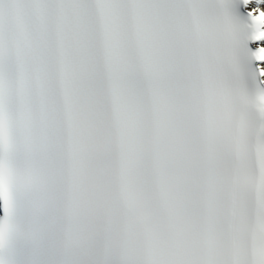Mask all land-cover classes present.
Wrapping results in <instances>:
<instances>
[{
    "label": "snow or ice",
    "instance_id": "1",
    "mask_svg": "<svg viewBox=\"0 0 264 264\" xmlns=\"http://www.w3.org/2000/svg\"><path fill=\"white\" fill-rule=\"evenodd\" d=\"M0 264H264V0H0Z\"/></svg>",
    "mask_w": 264,
    "mask_h": 264
}]
</instances>
